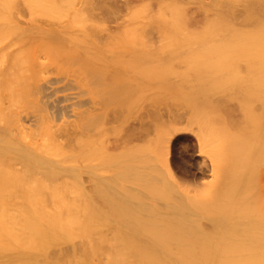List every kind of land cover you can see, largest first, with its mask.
Instances as JSON below:
<instances>
[{
    "label": "bare ground",
    "instance_id": "1",
    "mask_svg": "<svg viewBox=\"0 0 264 264\" xmlns=\"http://www.w3.org/2000/svg\"><path fill=\"white\" fill-rule=\"evenodd\" d=\"M148 69L153 72L148 73ZM170 69L175 70L173 77L177 78V83L182 82L178 81L179 78L190 80L188 83L200 82V85L205 81L214 84L226 82L224 85L239 81L253 85L252 92L256 94L257 90L264 97V0H0V209L76 208L83 205L82 197L92 196L103 198L109 208H143V218L140 215L139 219L131 217L132 221L123 225L132 239L147 246L145 259L140 258L147 264H189L184 262L182 255L177 258L175 254L189 243L186 240L183 247L185 233L182 229L186 227H183L184 223H189L186 217L189 216L190 221V214L186 212L185 217L183 211L193 205L189 207L179 201L170 209L168 204L165 211L158 205H154V211H146L153 208L151 197L146 200V193L149 196L152 191L149 183L154 184L152 180L155 177L147 169L145 143L148 137L144 117L141 116L131 132L120 140L110 142L107 136V123H123L130 114L126 113L130 112L131 100L135 98L136 102L137 97H145L144 87L148 78L165 79L166 83L169 78L173 80L172 75L165 72ZM158 70L161 74L157 73ZM118 77L122 80H117ZM196 86L200 87L199 84ZM201 87L199 91H203ZM234 87L237 86L230 88ZM225 90L234 92L235 89ZM241 91L235 92L236 95L239 93L238 100L240 96L242 99L250 96L248 93L240 94ZM206 100L204 98V102ZM108 112L110 118L107 117ZM179 114H175L176 120H180ZM178 132L180 129H173L171 135ZM167 161L163 162L166 164ZM219 176L218 180L221 179ZM260 189H264V175ZM237 194L240 196V192L233 196ZM213 196L212 200L215 199ZM229 196L232 197L231 194ZM90 201L86 200L85 204L92 203ZM218 201L223 202L222 199ZM93 204L95 206V201ZM236 206L233 210L228 207L230 211L225 208L228 212L224 215L238 212ZM190 210H194L193 216L199 212L194 208ZM214 217V223L210 219L209 223L215 229L218 218ZM223 219L225 221L226 218ZM196 223L200 225L197 220ZM225 223L221 222V225L226 227ZM200 227L199 234L204 228ZM224 228L227 237L229 230ZM45 230L41 229L35 234L36 239L33 237L29 243L23 240L3 242L0 239V254L13 247L16 255L11 258L22 263L33 261L36 253L41 255L44 246L56 239L49 227ZM186 230L188 235L191 234ZM212 233L208 230L206 234ZM211 237L213 239V235ZM232 238L233 241L236 239ZM204 239L206 241L207 236ZM210 241L206 242L210 244ZM212 242L215 243L214 240ZM259 242L262 243L261 240ZM200 250L197 251L199 254ZM213 253L212 250L206 255ZM240 261L241 264L256 263L254 260Z\"/></svg>",
    "mask_w": 264,
    "mask_h": 264
},
{
    "label": "rangeland",
    "instance_id": "2",
    "mask_svg": "<svg viewBox=\"0 0 264 264\" xmlns=\"http://www.w3.org/2000/svg\"><path fill=\"white\" fill-rule=\"evenodd\" d=\"M147 71L148 73L153 72L152 69H148ZM238 71L240 72L239 69ZM160 72L161 71L159 70L157 71L158 74H161ZM165 72H169L172 75L171 77L174 81L177 80V78L173 77V72H175V70L170 69L165 70ZM148 79L144 87L145 97H143L142 99H139L137 97L136 102L134 101L135 98L131 100L130 105H132H129V108L131 109H128V111L130 112L126 113H130L128 114L129 117L125 115L127 116L125 117L126 119H122V121L124 119L125 121L120 124L116 121H111L112 123L110 121L108 122L112 125L107 123V127L109 128L107 136L110 142H114V139L118 141L123 136L127 135V133L131 132V128L136 125L139 118L141 116L144 117L143 121L146 123V137H148L145 143L147 151V169L149 174L155 177V180H152L155 181L154 184L153 182L149 183L151 184L150 187L152 188V191L149 193L152 196L150 194L148 196V193H146V200L151 197L150 202L153 204V208H147L146 211H154L156 209L154 208V205L162 207V210L165 211V207L167 209L169 207L170 209L172 208L171 206H174L173 204H177L179 203V201H182L186 206L189 207L190 205H193L192 207L195 209V212L196 210L199 211L196 213L200 215L197 214L198 217L196 218V213L195 216H193L194 210H190V208L193 209L192 207H184L185 209L183 212H185V217L187 213L188 215L190 214V221L188 220L189 216L186 217L187 222H189L188 225L191 228L193 226L192 229L196 232L195 233L194 231H192L187 223H184L185 225L183 227H186L183 228L184 230L182 229V232L185 233L183 235L185 240V243H183V247L187 244L186 240H188L189 243L187 244L188 246L186 245L181 251L177 250L178 248L175 247V249L177 250L175 255L177 256V258L182 255L181 257H184L185 263L187 261L189 264H204L205 262H207V260H209V264H241L242 261L240 260H254V262H256H253L254 264H264V244H262L264 243V224H262L264 223V189H260L262 184V177L264 175V97H262L260 92L257 90H255L256 94L252 92L254 91V89H252V87H254L253 85L248 83L244 84L243 82L239 83V81L234 84L229 83L230 85H227L228 83L224 85V83L226 82H221L222 84H214L209 82L207 83L205 81L203 83L201 82V85L204 84L203 87H201L200 82L195 83V81H191L190 83H188L190 80L187 81L183 78H179L178 81H182L181 83L178 82L179 84L177 83V81L175 82L177 84H175L174 82H169V80L173 81L170 78L169 80H166V83L165 79ZM155 79H157L158 81ZM117 80L120 81L122 79L118 77ZM184 80L186 81L183 82ZM191 83H195V85H193L198 89V92H196L197 89L195 90V87ZM171 84L173 85V87ZM198 84L203 91H199L200 87L196 86ZM239 84H241L242 86ZM234 85L237 87L230 88ZM247 85H251V87ZM180 86L181 88H179ZM246 86L248 88H246ZM205 87L206 90L208 88L210 90H207V92H205ZM239 87H241V89ZM227 88L230 91L231 89H235L238 92L239 90H242L240 94H242L243 92V94L248 93L247 96H250L246 98L242 95L243 99L240 96L238 100L239 93H237L236 95L235 90H233L234 92L226 91L225 89ZM184 90L186 91L182 92ZM176 91L179 93L178 96H176L178 94H176ZM181 93L183 94V96H181ZM190 93H192V95ZM172 94H176V97L174 96L173 98ZM185 95L187 97H185ZM158 97L161 100H158ZM183 98H185L186 100L184 101ZM204 98L207 99L206 101L209 102L210 105H208L206 101L204 102ZM189 99L192 101H188ZM137 100L140 101L138 102L142 106H140ZM241 100L243 101V103L241 102ZM210 106H212V108ZM210 109L212 110L211 112ZM178 113H180L179 115L181 116L180 120H176V115ZM107 114H109V112ZM107 117L110 118L111 115L109 114L107 115ZM177 128L180 129V133L178 132V134L176 135H171L172 130ZM181 128H183V130ZM132 141L133 143H131L135 144V141ZM164 150H166L167 152ZM161 154L166 155L165 157H163ZM161 156L163 158H161ZM165 158L168 161L165 160ZM163 161H167L168 163L166 162L165 164ZM167 164L169 165L168 168H170L171 171L165 167L167 166ZM223 175L224 177H221ZM218 176L221 178L219 180L222 181L218 180ZM236 187L237 190H235ZM221 188L222 190L224 189L223 193L221 192ZM215 190H218V193L215 192ZM225 190L227 193L225 192ZM153 191L154 194L152 193ZM239 192L240 196L239 194H237L238 196H233ZM180 194L184 195V197ZM213 194L215 196H213ZM222 194H225V196H223ZM228 194H231L232 197H238V199L232 197L230 198ZM212 196L215 199L212 200ZM218 196L223 200V202L218 201L220 200ZM175 197L177 200L175 199ZM239 198H241V200H239ZM89 199L92 203L88 205L85 204L86 200ZM92 199L98 205L95 204V206H93L94 201ZM159 199L162 200V202ZM196 199L198 200V202L196 201ZM208 199L210 200L208 201ZM215 200H217V204ZM81 201L83 202L82 206L66 209H54L51 207L49 208V206L47 208L44 207L37 209H0L1 241L7 242L8 240H11L10 242H12L15 240H23V242L29 243L28 240L34 238L36 239V235L38 234V232H40L41 229L42 231H44L45 227L47 228V230L49 227V229H51V235L54 236V239L56 238L54 241L44 246V251L41 255L36 253V257L34 258V260L28 263H22L15 260L14 258H11L16 255V249L11 247L14 250L12 251L11 248H6L3 250L4 255H2L3 252H1L0 254V264H147L144 260H142L145 259L144 257H146L145 251L147 246L145 244L139 243L137 239H132L133 237L131 235H128L129 230L126 229L128 232L127 233L124 230L123 226L129 223L127 221H132L131 217H134L135 219H139V215L142 217L144 213L141 212V209L144 210L143 208H139L140 210H138L137 207L135 209L116 207L109 208L108 206L106 207L105 203L103 202L104 199H101L98 196H92L91 198L82 197ZM166 201L169 203H167ZM237 201H241V203L243 202V204L239 202L237 203ZM163 202L166 204H164ZM213 202L216 206L213 204ZM159 203H162L164 206ZM232 203L234 204L233 206ZM244 204H246L247 206ZM239 205H244L245 207H241ZM209 206L213 207L214 209L210 208ZM231 206L232 208L236 206L235 210H238V212H230L229 215L228 213L224 215L226 211L231 208ZM225 208H227V210ZM232 208L231 210H233ZM122 209H126V211H122ZM117 210L120 212H118ZM217 210L222 212L218 213ZM254 211H257V213ZM201 212L203 213V215H206L208 212H210V215H208L209 213L207 215L210 216L209 219L212 223H214V220L212 221V217L213 219H215L214 215L217 216L216 220L218 218V220L220 221V223L218 222V220V223L215 221V225H218L217 227L222 226L224 228L225 225H221V222H226V229L224 228V230H229L227 232L228 238L226 237V232H223V228L219 229L216 227L214 229L213 225L209 223L207 215V218L201 216ZM242 213L245 215H242ZM120 214H123L124 216H120ZM230 214H236V216H232ZM240 214L246 217V219H243ZM251 214L254 216L252 217ZM193 217H195L197 222H200V225H198L199 223H196V220H194ZM222 217L226 218L225 221ZM251 217L252 219H249ZM257 217L259 219H257ZM228 219L229 221L230 219H232V222H229ZM247 219H249L250 221ZM191 220H194L195 223ZM240 220L247 221L248 223L245 222V224ZM233 221H236L234 222L235 224L233 223ZM200 226L206 228V230L204 228L201 230V237L198 236L200 235ZM247 227H249L250 232L248 231ZM186 229H188V232L191 231V234H189L190 236L186 232ZM232 229L234 231H232ZM239 229L242 231H240ZM208 230L209 233H214L208 234L210 236L213 235V239L206 234L208 233ZM218 231H222V233L220 232L218 234ZM192 232L194 233V235L192 234ZM216 233L217 235H215ZM124 234L129 236L130 238L125 236ZM257 234L258 236H256ZM8 235L10 236V238H8ZM195 236H198L199 238ZM203 236L205 238L207 236V238L209 239H207L206 241H210L212 239V241L214 240L215 243L210 241L209 244L205 241ZM221 236L223 239L228 241L226 242L225 240H223ZM192 237L195 238V241ZM229 237H234L240 242H237L236 239H234L233 241V238L231 239ZM2 238H5L6 241H4L5 239ZM243 239L246 240L244 241ZM253 239L256 241V243ZM260 240L262 241V243L259 242ZM205 242L208 243V246L205 244ZM234 242L236 243L233 244ZM213 243L215 244V246H212ZM217 243L221 245H218ZM224 243L228 245V247H225V249L224 246L227 245H225ZM228 243L231 244V248L229 247ZM256 244L258 245L256 246ZM246 246L247 249H245ZM240 247L242 248V250ZM256 247L258 249H256ZM30 248L31 246L27 248V250ZM199 248L201 249V254L197 252L199 251ZM228 248L231 251H229ZM202 249L205 251H202ZM219 249H221V251ZM248 249L250 250L248 253L244 252L248 251ZM260 249L263 250V252H261ZM212 250L214 252L213 254H211L213 255V257L210 254L206 255V253H209V251L210 253H212ZM190 251L191 253H194L191 254ZM231 255L232 258H229ZM207 256L211 257L207 258ZM224 257H228L229 260L225 259ZM185 258L187 259L185 260ZM223 260H225L226 262ZM236 260L238 262H236ZM199 261L202 263H200Z\"/></svg>",
    "mask_w": 264,
    "mask_h": 264
}]
</instances>
